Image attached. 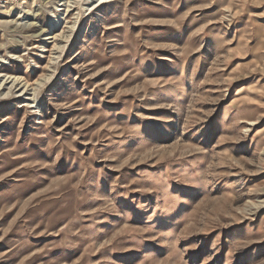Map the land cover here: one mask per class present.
I'll use <instances>...</instances> for the list:
<instances>
[{"label": "rangeland", "instance_id": "374dc122", "mask_svg": "<svg viewBox=\"0 0 264 264\" xmlns=\"http://www.w3.org/2000/svg\"><path fill=\"white\" fill-rule=\"evenodd\" d=\"M100 1L0 10V264H264V0Z\"/></svg>", "mask_w": 264, "mask_h": 264}, {"label": "built area", "instance_id": "2783aa9c", "mask_svg": "<svg viewBox=\"0 0 264 264\" xmlns=\"http://www.w3.org/2000/svg\"><path fill=\"white\" fill-rule=\"evenodd\" d=\"M30 0H0V10H6L13 6L22 7L26 5Z\"/></svg>", "mask_w": 264, "mask_h": 264}, {"label": "bare ground", "instance_id": "6f19581e", "mask_svg": "<svg viewBox=\"0 0 264 264\" xmlns=\"http://www.w3.org/2000/svg\"><path fill=\"white\" fill-rule=\"evenodd\" d=\"M100 2H106V0H101ZM16 23V22H15ZM23 158V156L22 157H19V158H17L16 160L18 161V160H20V159H22ZM22 168V167H21Z\"/></svg>", "mask_w": 264, "mask_h": 264}]
</instances>
